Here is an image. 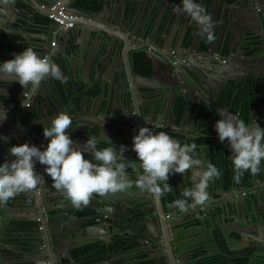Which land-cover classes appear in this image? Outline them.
I'll list each match as a JSON object with an SVG mask.
<instances>
[{
    "label": "water",
    "instance_id": "water-1",
    "mask_svg": "<svg viewBox=\"0 0 264 264\" xmlns=\"http://www.w3.org/2000/svg\"><path fill=\"white\" fill-rule=\"evenodd\" d=\"M56 1L58 0H15L14 4L5 5L3 0H0V19H3L0 20V44L17 48L11 52V56L19 54L29 46L21 43L19 45L17 38L21 36L27 39L26 30L32 25L41 26L40 33H32L34 37L31 40L38 44L31 48L40 57H49L59 65L66 77L65 87L69 88L71 83L75 88V91L69 88L70 91L66 93L63 83L52 78L42 81L41 87L35 90L31 85L22 87L16 80L6 81V86H1L0 83V89L6 90L5 93L0 92V108L6 109L7 112V118L0 121V163L13 159L9 153L13 145L28 143L44 150L50 139L44 137V127L50 126V120L58 112H67L73 121L67 134L75 144L83 145L76 140L80 135L84 139H88L90 135L96 136L98 145L105 146L107 142L104 140L107 138L112 139L120 135L126 139L130 151L126 162L132 165L128 170L129 178L135 181L137 173H142L143 170L139 168L137 154L132 150V138L140 127L145 126V121L177 126L179 116L171 113V106L176 97L183 101L184 116L190 118L192 111L204 114L210 112L207 122L220 119V111L235 115L238 106H242L241 102L235 104V99L228 100L219 95L221 91H225L224 87L229 79L240 77V68L234 62L239 39L235 35L227 40V44L225 42V36L230 33V29L236 33L238 21L234 16L233 20H228L218 12L219 5L223 4L221 0L208 1V13L216 23L213 30H217V35L215 41L209 42L203 50L198 49L197 45L191 50L183 48L188 30L191 31L194 21L187 16L186 23L181 22V28L177 25L175 9L181 4L180 0H171L169 5L167 0H164L155 12L151 11V7L149 10L140 11L135 3L139 0H113V6L107 2H99V8L92 12H87L85 7L79 6L77 0H62L65 9L76 15L74 26L66 30L55 21L48 20V11L40 9L41 4L51 6ZM261 2L264 0H257V3ZM239 4L237 2L234 6H242L243 10L249 9V15L244 14L242 17L250 31H253V25L264 26V21L260 19L264 11L257 8L256 0H242ZM104 11H107V14L103 22H90L96 17L101 18ZM79 17L90 21L79 20ZM162 22L166 23V28L156 49H144L145 46L132 44V35L139 37L143 27H156ZM78 25H84V29L88 25L94 27L91 41L93 44L88 43L82 47V27ZM174 25L176 29L172 34L173 41L165 53L164 48L168 45ZM86 30L89 31L87 28ZM198 31L196 28L194 33L191 32L192 36L196 33L197 41L203 37L197 35ZM126 33L132 35L127 36ZM187 40L190 41L189 37ZM52 41L55 42L53 46ZM262 45L264 46V40ZM138 50L144 52V59L151 63L150 75L132 71L133 56ZM169 50H174L175 53L169 54ZM180 52L193 54L182 57ZM7 53L8 49L0 48V54ZM211 53H214L213 58L206 61L202 58L195 59L194 56L207 57ZM77 54H80L81 58L75 69V65L72 66L69 60L76 62ZM6 56L8 55L0 58L9 60ZM256 61L252 66V59L248 61L251 68L247 63L245 65L246 69L254 74L257 89V93L252 94L257 100L249 105L250 118L246 125H252L256 121L257 112L264 110V84H260L264 72L263 58ZM257 68H262L260 76L255 75ZM143 81L153 84L149 85ZM123 86L127 89L120 93ZM29 91L31 92L27 97L25 93ZM197 93H201V97ZM202 95L206 96L208 101L204 100ZM223 97L224 102L220 103ZM29 99L32 101L27 106L26 101ZM90 107L95 113V118L100 116L93 126L85 120ZM114 109H118V114L113 119L121 121L122 124H103L101 127L105 119H112L109 115ZM157 114L164 116L157 118ZM261 118L263 120L259 126L264 129V111ZM32 121H38L37 125L31 126ZM81 123L87 126V138L82 135L83 128L79 129ZM171 137L180 143L187 140L191 143L189 140L195 136ZM41 141L42 143L38 144ZM196 149V155L193 153L195 158L202 160L204 165L209 162L215 165L212 157L205 161V146L203 152L198 151L201 150L200 146ZM83 155L86 159H93L89 153ZM45 168L46 165L35 161L34 170L43 180L35 189L22 192L10 199L6 205L0 206V264H64L63 259L77 264L86 255L83 247L90 244L92 246L89 253L99 252L100 264H103L102 261L110 264H174L176 253L183 264H186L191 255L199 251H207V255L212 256L213 260L221 255L234 256L238 254L228 252L226 235L222 230L224 225L221 224V220L231 212L245 216V220L238 219L239 230L234 232L239 242L249 244L244 249L243 256L247 260H260L264 255V184H255V179L258 183L264 182V160L261 161L260 172L251 174L254 179L245 185L241 184V180H235V174L225 175L223 170L220 171L221 175L209 183L206 204L182 212L184 220L180 223H175L181 212L175 201L183 198L181 193L184 188L193 186L191 176L194 169H189L184 174H170L167 183L172 187V191L159 199L135 186L126 192L104 197L94 194L90 203L80 208L84 210L86 218L82 223H77L76 219H80L77 211L80 209L74 208L62 191L52 187V179L45 172ZM45 182H48L50 189L44 188ZM248 185H252V190ZM211 186L214 187L213 190ZM215 191H222L225 195L216 199L213 196ZM46 205H49V208ZM167 212L172 213V217H167ZM123 219L127 220V226L122 231L124 234H121L120 221ZM188 223H191L195 230L208 223L209 236L201 239L200 244L194 242V239L185 241L184 244L175 243L173 239L178 238L179 232L172 238L171 231L182 226V233L185 234V224ZM92 224L101 225L109 236L108 239L101 238L96 246L95 241L90 239L92 229L89 226ZM115 233L119 235L118 239L111 240ZM145 239L152 244L165 242L173 260L165 258V251L161 247L158 252L149 249ZM250 240L251 242H248ZM240 249L239 246L234 248L236 252ZM114 257L116 258L113 259ZM260 264H264V260Z\"/></svg>",
    "mask_w": 264,
    "mask_h": 264
},
{
    "label": "clouds",
    "instance_id": "clouds-1",
    "mask_svg": "<svg viewBox=\"0 0 264 264\" xmlns=\"http://www.w3.org/2000/svg\"><path fill=\"white\" fill-rule=\"evenodd\" d=\"M14 3L15 0H3L5 5ZM175 12L177 15L186 14L199 26L197 35L206 37L210 43L215 41L212 17L197 0H181ZM186 54L192 56L193 53ZM0 78L16 80L22 87L31 85L34 90L49 78L66 82L60 66L49 57H40L31 47L0 63ZM218 115L221 118L216 121L215 129L218 139L221 142L227 140L233 153L231 162L235 180L239 182L245 172L258 174L264 160V129L257 123L246 125L244 120L225 111ZM6 118V109L0 108V121ZM72 122L67 112H58L50 120V126L43 129L44 137L50 138L44 150L28 143L13 145L9 149L13 159L0 163V206L22 192L35 189L43 180L34 170L35 161L46 165L45 172L52 179V187L62 191L76 209L87 206L94 194L104 197L126 192L133 186L159 199L172 191L167 183L170 174H184L194 169L191 176L193 186L184 188L183 198L175 201L181 212H187L190 208L206 204L209 183L221 175L214 164L209 162L205 166L202 160L194 157L195 144L182 145L164 131L154 133L151 128L169 127L148 121L152 122V127H140L132 138V150L137 154L139 168L143 170L133 181L127 171L132 165L123 155L125 146L117 149L107 138L111 146L98 148L99 141L92 135L83 145L75 144L67 134ZM83 153H89L93 159H86Z\"/></svg>",
    "mask_w": 264,
    "mask_h": 264
},
{
    "label": "crops",
    "instance_id": "crops-1",
    "mask_svg": "<svg viewBox=\"0 0 264 264\" xmlns=\"http://www.w3.org/2000/svg\"><path fill=\"white\" fill-rule=\"evenodd\" d=\"M163 1L164 0H151V1L150 0H147V1L146 0H139L137 2L135 1V3H137V8L140 11H144L145 9L149 10V8L151 7V11L155 12V9H157V7H159V5H161V3ZM170 1L171 0H167V5L170 4L169 3ZM221 1L223 2V4L219 5L220 9L218 8L219 9L218 12L222 13V16L227 17L228 20L232 19V17L234 16L235 18H237V21H238L236 33H234V31L230 29V33H227V35L225 36V42L227 44V40L232 38V37L234 38L235 35H237L236 38L239 39L238 43L236 44V48H235L237 53H236V55H234L235 56L234 62L240 68V73H239L240 77H238L236 79H229L226 82V85L224 87L225 91H221L219 93V95H223L228 100L229 99H231V100L235 99L234 100L235 104H237L238 102L239 103L241 102L242 106H245L247 109V113H248V119L247 120H249V118H250V116H249V105L251 103L254 104L256 102V101L254 102V100H257V98H256V96L252 95L254 93V90L256 89L255 84H254V79H253L254 74L252 73L251 70H247L246 69L247 66H245V65L247 63L250 66V64L248 63V61L250 59H252L251 66L253 65L254 59L256 61L257 59L263 58V63H264V46L262 45V41L264 40V26H257V25L254 26L253 25V31H250L245 26V21H244L242 16L244 14H249V11H247L249 9L243 10L241 8L242 6L241 7L240 6H237V7L234 6L237 2H238V5H240L239 3L242 2V0H221ZM99 2H103V3L107 2L109 4H112V6L115 3V2L113 3V0H99ZM256 6H257V8H261L264 11V2H261V4H259V3H257V0H256ZM93 10L94 9L86 8L87 12H92ZM258 13H260V12H258ZM106 14H107V11H104L101 18L96 17L91 21L89 19L84 18V17H79V20H83L85 22L90 21V22L99 23V22H103ZM177 19H178L177 25L180 26V28H181V22L186 23L187 15L186 14L185 15H177ZM260 19L264 21V15H261ZM0 20L3 21V19H0ZM221 22H220V24H221ZM215 24L216 23L214 21L213 26ZM33 26H35V25H32L30 27V29L26 30L27 31L26 35L28 37L27 39H23V37H21V36L19 38H17L16 41L19 42V45L21 43V44L29 46V47L37 46L38 42L31 40V38L34 37L32 35V33H40L41 30L38 26L39 29H38V32H36L33 30L34 29ZM79 26L82 27V31H81L82 35L80 38V39H82L81 40L82 47L87 46L88 43L93 44V42H91V41L93 39L94 27L89 26V25L86 26V28L89 30V31H87L86 28L84 29V25H78V27ZM217 26H219V25H217ZM165 28H166V23L162 22V23L157 24L156 27H154V26H149L148 28L143 27L140 31L139 37L132 35V33H126L125 35H127V36L132 35L131 40H132V42H134L132 44L133 45L135 44V46H138L140 44L141 46H145L144 49H147L149 47H153L154 49H156L158 44L161 42ZM196 28H198V30H199V26L195 22H193V28L191 29V31L188 30V34H187L188 35L187 39L189 37V40H191V43H190V45H188L186 47V44L188 42V40L186 39V41L183 45V48H188V50L192 49V45H193L192 42H193L194 38L196 37V33H195V35L192 36L191 32L194 33ZM175 29H176V27L174 25V27L171 31V37L169 38L168 45L164 48V52L168 50V48H169L168 46H170L171 42L173 41L172 40V37H173L172 34H174ZM29 32H31V33H29ZM213 32H214V35L216 36L217 30H213ZM0 48H6L9 50V53L0 54V57H5V55H8V57H9V56L13 55L11 52L15 51L17 49V48L15 49L13 47H9L6 44H0ZM174 48H176L175 45H174ZM165 53H167V52H165ZM168 53L171 54V51L169 50ZM180 53H181L182 57H187L186 53H183V52H180ZM213 54L214 53H211V55H208L207 57H201V58L203 61L211 60L213 58ZM194 56H195V59L200 58V56H196V55H194ZM79 58H81V55L77 54L76 62H72V60H69L72 63V66L75 65V69L78 67L77 64L79 63ZM251 66H250V68H251ZM263 66H264V64H263ZM260 73H261V70L259 68H257V70H255V75L260 76ZM6 81H8L7 78H0L1 86H6V83H7ZM143 82H146L149 85L153 84V83H150L148 81H143ZM260 84H264V72L261 76ZM65 86H67L66 82L63 83L64 91L66 93L69 92L70 89L75 91V88L71 85V83H69L70 89L66 88ZM77 88H78V90H80L79 87H77ZM126 89H127L126 86L121 87L120 93L125 92ZM0 91L4 92V93L6 92L5 89L4 90L0 89ZM30 92L31 91L28 92L29 95H30ZM255 93H257V91ZM197 94L199 97H201V93H197ZM202 97L204 98V100L208 101V98L206 96L202 95ZM224 97L222 98L220 103L224 102L223 101ZM177 98H179V97H176L174 99V101L172 100L173 105L171 106V113L179 116L177 126L166 125L165 127L168 126L169 129L174 131L175 135H179L181 137H184L185 135H189V136H195L193 139H197L198 137L205 138L206 141H203L200 143H189V142H187L188 141L187 140L185 143H181V144L182 145L183 144H189V145L195 144L196 146H200L201 150H198L199 152L200 151L203 152L204 151L203 147L205 146L206 147L205 152L207 154L205 161H208V159H210V157H212V161L215 162V165L217 166L219 171L223 170L225 175H231V174L234 175L235 172L233 170L232 162H231V157H232L233 153L230 149L228 141L225 140L224 142H221L218 139V134L216 132V129H214V132L210 131V126L212 124L216 123V122H213L212 120L210 122H207V119L211 115V113L208 112V113L204 114L203 112H198V111H196V113H194L192 111L191 117L187 118L186 116H184L185 115V109H184L183 113L179 115L174 111V103H175ZM253 98H254V100H253ZM31 101H32V99H29L26 102H28L30 104ZM239 107L240 106H238V108L235 111V115L237 117H238V113L241 111V109H240L241 107L240 108ZM262 111H264V110H262ZM262 111L260 110L257 112L258 114H256V117H255L256 121L252 124L253 126L255 125V123H257V124L262 123V122H260V118L262 117ZM94 114L95 113L92 112V107H90L89 110L87 111L86 116H85V118H86L85 120L87 122H89L91 124V126L95 125V123L98 122L97 121L98 118H100V116L95 118ZM117 114H118V109L117 110L114 109L112 111V113H110V115H109V117H112V119H110V120L105 119L102 122L101 127H103V124H105L104 126H108V125H112V124H122L121 121H119L117 119H113V118L117 117ZM163 116L164 115H160V114L156 115L157 118H163ZM109 117H107V118H109ZM37 123H38V121L30 122L31 126L32 125L36 126ZM152 125H153L152 122L149 123L148 121H145L146 127L151 128ZM81 128H83L82 131H84V134H82V135H84V137L87 138V134L85 132L87 126L85 125V123H81L79 125V129H81ZM82 131H80V132H82ZM105 137L107 138L106 134H105ZM32 138H34L33 135H32ZM32 138L30 137L31 140H32ZM76 140L78 143L84 144L87 139L82 138L80 135V137L77 138ZM113 140H116V141H113ZM104 141L107 142V145L106 146L105 145H98V148L111 146L108 143V140H104ZM110 141H113L112 145L114 147H116L117 149H119V147L121 145L125 146L126 151L123 153V155L125 158H127V155L130 153V151L128 150L129 144L127 143L126 139L123 136L117 135L116 137L110 139ZM123 141H124V143H123ZM41 143H42V141L38 144H41ZM196 152H197V149L194 152L195 155H196ZM128 170H130V169L128 168L127 171ZM243 176H245V173ZM243 176L241 177L240 180L243 182L241 184L245 185L246 182H245V178ZM263 176H264V174H263ZM253 179H254V177H253ZM49 184L51 185V183H49ZM255 184L257 186H261L264 184V182L258 183L257 179H255ZM247 187H249L251 189L252 185H248ZM44 188L50 189L49 185H46ZM211 189L213 190L214 187L211 186ZM221 194H222V191H218V193L215 191L213 196L216 199L217 198L219 199L225 195V194H222V195ZM226 195H228V194L226 193ZM46 206L49 208V205H46ZM77 213H78L80 219H76V221H78L77 223H82L84 221V219L86 218L84 216L85 212L83 209H80L77 211ZM181 213L182 212L179 213L180 215L177 217V222H175V223H180L182 220H184L183 216H181ZM194 217H196V216H194ZM187 219L188 218H186V220ZM238 219L245 220L244 214L238 213L235 215L233 212H231L230 215L225 216L223 218V220H221V224L223 223V225H224L222 230H223V233L226 235L225 236L226 237V244H227V247H229L228 252H234V253H237L238 255L228 256V257L221 255V256L217 257V258H219L218 260H213L212 256L207 255L208 254L207 251H199L196 254H192L191 259L190 260L188 259V262L186 264H260L261 261L264 260V255H263V257H261L260 260L259 259L247 260L246 257L243 256V255H245L244 249H246L249 246V244L247 242L246 243L239 242V240L237 239L238 238L237 234L234 233L235 231L239 230L240 222L238 221ZM246 219L248 221L247 217H246ZM126 221H127L126 219H123L120 221V225L122 227L120 230L121 234H124V232H122V231H123L124 227L127 226ZM191 225H192L191 223L185 224V226L187 227L185 234L182 233L183 232L182 226H179L176 229L171 231L170 236L172 238H174V236L176 237V234H178L177 232H179L178 238L173 239L175 241V243L184 244L185 241L194 239V242H196L197 244H200L201 239H203L205 236H209L208 232H209L210 227H209L208 223L205 224L204 227L202 226L201 228H198L196 230L193 229V227ZM89 228L92 229V231L90 232V233H92L90 239H93L95 241L94 246H96L98 243H100L101 238L108 239L109 236L105 233V231L103 230L101 225L92 224L91 226H89ZM212 234H214V231L212 232ZM233 235H235V237ZM118 237H119V235H117V233H115L113 236H111V240H116V239H118ZM168 240H169V238H168ZM248 242H251V240ZM86 246L91 247L92 245L91 244L85 245L84 247H86ZM238 246L241 249L236 252V250H234V248L238 247ZM160 247L163 248V250L165 251V253H164L165 258L169 259V260H173L172 256L169 254V251H167V246H166L165 242H162L161 244L155 245L154 249H157ZM223 249L226 250L225 246H223ZM90 253L93 254L91 258L84 257V259H80L77 262V264H100L101 260H99V259L101 256L98 257L99 252L94 251V252H90ZM177 256H178V254L176 253V257ZM115 258L116 257H114L113 259H115ZM165 258H163V259L165 260ZM62 263L71 264L66 259H63ZM102 263L103 264H110L109 262H103V261H102Z\"/></svg>",
    "mask_w": 264,
    "mask_h": 264
},
{
    "label": "trees",
    "instance_id": "trees-1",
    "mask_svg": "<svg viewBox=\"0 0 264 264\" xmlns=\"http://www.w3.org/2000/svg\"><path fill=\"white\" fill-rule=\"evenodd\" d=\"M197 2L200 3V4H202L205 7L206 11L209 12L208 0H203L202 2H199V0H197ZM98 3H99V0H77V4L79 6H83L85 8H91V9H94V10H96V9L99 8ZM247 15H249V14H247ZM38 26L39 25H37V24L35 26H33V28H34L33 30L36 31V32H38V29H39ZM190 43H191V40L187 42L186 47L188 45H190ZM208 44H209V42L206 40V37H203V39H202V41L200 43V47L199 48L203 50V49H205L208 46ZM13 57L14 56H9V57L6 56V58H9V59H12ZM144 58H145L144 57V53L138 54L136 56L137 65H138L139 68H141V70H142V72L144 74L150 75L151 72H152V70H151V63L149 61H146ZM0 59H1L0 63H3L4 62V59H2V58H0ZM256 62L257 61L253 60V63H256ZM253 100H254V98H253ZM255 101L256 100H254V102ZM174 111L177 114H179V115L182 114L183 111H184V104H183V101L180 98H177L176 101H175V103H174ZM238 118L244 120L245 123L247 122L248 113H247V109H246L245 106H242L241 107V111L238 113ZM214 129H215V123L210 126V131L214 132ZM152 131L154 133L160 132V131H164L168 135H171L172 132H173L171 129H160V130H157V131H154V130H152ZM189 141L191 143H200V142L206 141V139L205 138L198 137L197 139H190ZM249 176H251L249 174V172H245V179L247 181H249V179H250ZM89 250H90V247H88V246L83 247V251L86 254L85 257H87V258H91L92 255H93V254L89 253ZM218 259L219 258H217L216 260H218Z\"/></svg>",
    "mask_w": 264,
    "mask_h": 264
},
{
    "label": "built area",
    "instance_id": "built-area-1",
    "mask_svg": "<svg viewBox=\"0 0 264 264\" xmlns=\"http://www.w3.org/2000/svg\"><path fill=\"white\" fill-rule=\"evenodd\" d=\"M40 9L44 11H48V13L46 14L47 19L55 21L58 26L62 27V29L66 30L74 26V20L76 18V15L72 13L71 11H68L67 9H65V6L63 5L62 0L56 1V3H54L51 6L41 4ZM51 44L53 46L55 42L52 41ZM25 94L26 96L29 95V93H25ZM262 120L263 119L260 118V121ZM158 126L161 127V125H158ZM166 216L170 218L172 216V213H168ZM174 264H183V262L181 258L177 256L175 257Z\"/></svg>",
    "mask_w": 264,
    "mask_h": 264
},
{
    "label": "flooded vegetation",
    "instance_id": "flooded-vegetation-1",
    "mask_svg": "<svg viewBox=\"0 0 264 264\" xmlns=\"http://www.w3.org/2000/svg\"><path fill=\"white\" fill-rule=\"evenodd\" d=\"M220 1V0H219ZM218 1V2H219ZM216 3V2H215ZM39 28H40V30H41V26H39ZM197 37H195L194 38V40H193V42H192V46H194V45H197V47L199 48L200 47V43H201V41H202V39H203V37L201 38V39H199V41H197V39H196ZM16 40V39H15ZM140 53H143L142 51H140V50H138V52H136L135 54H134V63H133V66H132V71H133V73H143L142 72V70H141V68H139L138 67V65H137V62H136V56L138 55V54H140ZM144 57H145V54H144ZM257 91V89H255L254 90V92H256ZM1 92V91H0ZM151 130H154V131H157V130H160L159 128H151ZM170 136H175V134H174V132H172V134L170 135ZM244 178H245V176H243ZM250 177V179H249V181H247L246 179H245V182L246 183H250L251 182V180L253 179V177L251 178V176H249ZM243 183V182H242ZM44 185L46 186V185H48V182H45L44 183ZM145 242L147 243V245H148V248L149 249H152V250H154V251H156V252H158V249L159 248H157V249H154V247H155V245H157V244H152V243H150V241L148 242V240H146L145 239ZM175 257H176V255H175Z\"/></svg>",
    "mask_w": 264,
    "mask_h": 264
},
{
    "label": "rangeland",
    "instance_id": "rangeland-1",
    "mask_svg": "<svg viewBox=\"0 0 264 264\" xmlns=\"http://www.w3.org/2000/svg\"><path fill=\"white\" fill-rule=\"evenodd\" d=\"M261 69H262V68H261ZM261 69H260V70H261Z\"/></svg>",
    "mask_w": 264,
    "mask_h": 264
}]
</instances>
